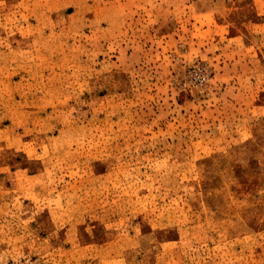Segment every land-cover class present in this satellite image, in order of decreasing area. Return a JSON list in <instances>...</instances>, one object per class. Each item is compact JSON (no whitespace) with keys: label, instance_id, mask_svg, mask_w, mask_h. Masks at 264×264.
I'll return each instance as SVG.
<instances>
[{"label":"rangeland","instance_id":"1","mask_svg":"<svg viewBox=\"0 0 264 264\" xmlns=\"http://www.w3.org/2000/svg\"><path fill=\"white\" fill-rule=\"evenodd\" d=\"M0 264H264V0H0Z\"/></svg>","mask_w":264,"mask_h":264},{"label":"built area","instance_id":"2","mask_svg":"<svg viewBox=\"0 0 264 264\" xmlns=\"http://www.w3.org/2000/svg\"><path fill=\"white\" fill-rule=\"evenodd\" d=\"M189 76L190 83H193L197 86H203L209 78L208 74L201 68L193 69V71L190 72Z\"/></svg>","mask_w":264,"mask_h":264}]
</instances>
